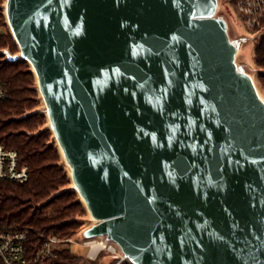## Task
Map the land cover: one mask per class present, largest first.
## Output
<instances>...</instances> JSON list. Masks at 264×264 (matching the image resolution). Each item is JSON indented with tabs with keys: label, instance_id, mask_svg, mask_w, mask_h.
<instances>
[{
	"label": "water",
	"instance_id": "obj_1",
	"mask_svg": "<svg viewBox=\"0 0 264 264\" xmlns=\"http://www.w3.org/2000/svg\"><path fill=\"white\" fill-rule=\"evenodd\" d=\"M220 6L4 1L5 56L34 74L82 242L122 263L264 264V95ZM246 33L255 49L264 28Z\"/></svg>",
	"mask_w": 264,
	"mask_h": 264
},
{
	"label": "trees",
	"instance_id": "obj_2",
	"mask_svg": "<svg viewBox=\"0 0 264 264\" xmlns=\"http://www.w3.org/2000/svg\"><path fill=\"white\" fill-rule=\"evenodd\" d=\"M4 1L0 0V82L6 85L8 96L0 99V143L19 152L30 177L23 183L0 182V224L30 228L33 239L39 238V233L74 237L82 229L87 212L77 193L67 188L70 177L51 131L44 128L46 116L35 110L40 97L29 64L6 59L5 51L15 54L18 46L6 23ZM229 2L235 6L237 0ZM254 52L264 90V35ZM56 253L60 264H98L87 255L73 253L68 244L58 247ZM0 264H4L1 259Z\"/></svg>",
	"mask_w": 264,
	"mask_h": 264
},
{
	"label": "built area",
	"instance_id": "obj_3",
	"mask_svg": "<svg viewBox=\"0 0 264 264\" xmlns=\"http://www.w3.org/2000/svg\"><path fill=\"white\" fill-rule=\"evenodd\" d=\"M242 26L250 34L264 28V0H237L233 6ZM257 28L253 32L252 29ZM8 96L6 85L0 82V99ZM30 177L29 167L23 164L19 152L0 143V182L14 181L23 183ZM32 229L0 224V259L4 264H60L56 249L69 244L74 237L60 238L57 235L39 233L37 239L31 238ZM89 246V242H82ZM104 248L102 250H105ZM111 253H118L117 250ZM90 255V252L88 253ZM98 252L93 256L94 258ZM117 260L114 264H121Z\"/></svg>",
	"mask_w": 264,
	"mask_h": 264
},
{
	"label": "rangeland",
	"instance_id": "obj_4",
	"mask_svg": "<svg viewBox=\"0 0 264 264\" xmlns=\"http://www.w3.org/2000/svg\"><path fill=\"white\" fill-rule=\"evenodd\" d=\"M4 4V3H3ZM220 10L218 12V15L223 14L229 24V33L230 36L233 39L239 40L242 43L241 47V52L238 56V61L240 63H244L246 68H248L249 72L252 74V76L255 78L256 82L260 85V81L258 78V67L254 62L253 58V39L251 37L247 36L246 29L243 28L239 18L237 17V13L234 11L233 6L230 4L229 0H220ZM19 51V49H18ZM36 81V80H35ZM262 89V87H261ZM263 95H264V90L262 89ZM38 111L44 113L45 112V106L43 101L40 99V105L36 108ZM48 127V120L46 117V123L45 125ZM51 131V130H50ZM52 133V132H51ZM53 138V135H52ZM87 225L84 224L83 227ZM82 227V228H83ZM82 234L79 233L76 236H74V239L71 243L68 244L69 248L71 251L75 254L78 255H86L89 251V246H84L82 244ZM117 260L114 259V256L110 255V251L105 249L102 251V253L97 257L96 262L98 264H114Z\"/></svg>",
	"mask_w": 264,
	"mask_h": 264
},
{
	"label": "bare ground",
	"instance_id": "obj_5",
	"mask_svg": "<svg viewBox=\"0 0 264 264\" xmlns=\"http://www.w3.org/2000/svg\"><path fill=\"white\" fill-rule=\"evenodd\" d=\"M31 68H33V67L31 66ZM262 97H264V96H262ZM67 168H68V171L70 172L69 167H67ZM89 247H90L89 250H90V256L91 257L95 256V254L97 252H99L100 250H102L104 248L110 249L111 251L117 250V248L113 244L106 243V241L104 239L90 241Z\"/></svg>",
	"mask_w": 264,
	"mask_h": 264
}]
</instances>
